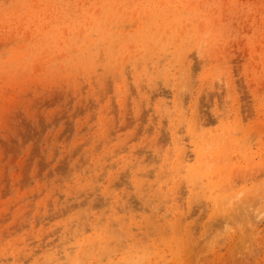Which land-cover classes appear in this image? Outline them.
Listing matches in <instances>:
<instances>
[{"label":"rangeland","instance_id":"rangeland-1","mask_svg":"<svg viewBox=\"0 0 264 264\" xmlns=\"http://www.w3.org/2000/svg\"><path fill=\"white\" fill-rule=\"evenodd\" d=\"M0 264H264V0H0Z\"/></svg>","mask_w":264,"mask_h":264}]
</instances>
